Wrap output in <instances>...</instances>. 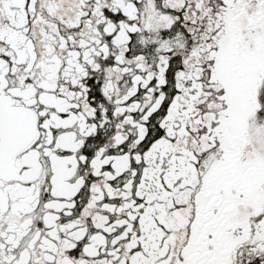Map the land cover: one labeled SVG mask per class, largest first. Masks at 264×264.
Returning <instances> with one entry per match:
<instances>
[{"label": "snow or ice", "instance_id": "snow-or-ice-1", "mask_svg": "<svg viewBox=\"0 0 264 264\" xmlns=\"http://www.w3.org/2000/svg\"><path fill=\"white\" fill-rule=\"evenodd\" d=\"M0 264H264V0H0Z\"/></svg>", "mask_w": 264, "mask_h": 264}]
</instances>
